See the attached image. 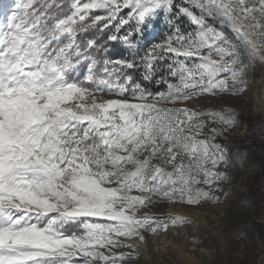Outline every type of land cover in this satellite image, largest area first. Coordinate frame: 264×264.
Masks as SVG:
<instances>
[{
  "label": "snow or ice",
  "instance_id": "obj_1",
  "mask_svg": "<svg viewBox=\"0 0 264 264\" xmlns=\"http://www.w3.org/2000/svg\"><path fill=\"white\" fill-rule=\"evenodd\" d=\"M258 68L264 0H0V264H138L200 228L149 212L219 215Z\"/></svg>",
  "mask_w": 264,
  "mask_h": 264
},
{
  "label": "rangeland",
  "instance_id": "obj_2",
  "mask_svg": "<svg viewBox=\"0 0 264 264\" xmlns=\"http://www.w3.org/2000/svg\"><path fill=\"white\" fill-rule=\"evenodd\" d=\"M166 33L161 21L155 26L152 37L160 40ZM119 48L124 53V49ZM261 75V70L256 69L251 91L244 100L224 105L237 113L239 123V127L221 141L237 155L230 188L232 196L224 204L209 209L219 215L206 218L171 208L149 212L188 216L200 224V228L192 229L179 240L173 238L170 230L167 236L150 239L148 246L138 245L142 254L138 264H264V116L258 111L261 87L256 83ZM252 121L260 126L254 128ZM251 138L259 144L256 150L252 151L250 145L243 150L236 148L240 142L248 144ZM194 238L199 240L198 244L192 243Z\"/></svg>",
  "mask_w": 264,
  "mask_h": 264
},
{
  "label": "trees",
  "instance_id": "obj_3",
  "mask_svg": "<svg viewBox=\"0 0 264 264\" xmlns=\"http://www.w3.org/2000/svg\"><path fill=\"white\" fill-rule=\"evenodd\" d=\"M117 53L121 55L123 54L122 50L119 47L115 50L114 55ZM252 123H253V126H255L254 128H257L260 126V123H258L257 121H252ZM251 132L253 133V130ZM249 145L252 147V151L256 150L259 147V144L255 142L252 138L248 141V144L244 142H240L238 143V145H235V146L237 149L243 150V149H247Z\"/></svg>",
  "mask_w": 264,
  "mask_h": 264
},
{
  "label": "bare ground",
  "instance_id": "obj_4",
  "mask_svg": "<svg viewBox=\"0 0 264 264\" xmlns=\"http://www.w3.org/2000/svg\"><path fill=\"white\" fill-rule=\"evenodd\" d=\"M261 87L260 95H258V111L264 116V75L256 82Z\"/></svg>",
  "mask_w": 264,
  "mask_h": 264
}]
</instances>
